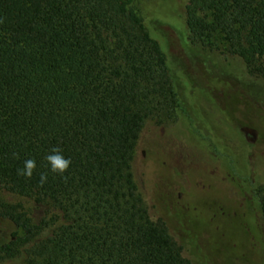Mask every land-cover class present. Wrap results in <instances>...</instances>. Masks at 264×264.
Returning <instances> with one entry per match:
<instances>
[{"label":"trees","instance_id":"obj_1","mask_svg":"<svg viewBox=\"0 0 264 264\" xmlns=\"http://www.w3.org/2000/svg\"><path fill=\"white\" fill-rule=\"evenodd\" d=\"M185 22L192 44L240 59L264 81V0H187ZM209 87L231 102L229 119L232 106L251 104L223 80ZM262 100L247 115L264 146ZM180 108L166 53L131 0H0V185L62 217L44 235L53 219L34 224L0 200V264L24 245L29 264H264L252 257L263 237L252 196L232 175L227 187L192 176L178 191L152 180V217L133 171L138 141L147 122L168 126ZM53 147L71 159L63 177L48 171ZM29 158L30 179L17 174ZM253 194L264 222V186ZM212 202L228 212L233 254L220 244ZM187 243L201 253L187 256Z\"/></svg>","mask_w":264,"mask_h":264},{"label":"rangeland","instance_id":"obj_2","mask_svg":"<svg viewBox=\"0 0 264 264\" xmlns=\"http://www.w3.org/2000/svg\"><path fill=\"white\" fill-rule=\"evenodd\" d=\"M131 1L152 35L161 43L181 98L176 121L168 126L147 122L137 145L134 176L152 217H158L152 180L161 181L172 191H178L189 188L194 179L192 176L200 184L217 181L227 187L228 176L232 175L252 196L263 235L261 243L253 244L256 249L252 257L264 263V222L253 194L255 188L264 186V146L256 144L258 131L247 115L254 111L251 107L254 101L263 102L264 81L250 77L240 59L226 58L190 42L185 22L187 0ZM211 79L223 80L240 89L246 95L244 99L252 105L243 101L232 106L236 117L227 118L226 113L232 104L228 99L219 98L220 92L210 89ZM216 85L221 83L216 82ZM148 162L153 166L150 171L146 169ZM160 192H157L158 196ZM0 200L17 206L34 224L53 219L54 225L47 228L44 235L62 222L57 209L34 196L19 195L0 185ZM206 208L215 223L220 244L233 254L234 245L226 227L228 212L223 203L212 202ZM195 224L204 228L206 218L198 217ZM17 234L20 235V231ZM209 237L213 236L207 233L200 240ZM29 247H20L18 255L7 259L4 264H29ZM192 250L187 243V256L194 258L201 253Z\"/></svg>","mask_w":264,"mask_h":264},{"label":"clouds","instance_id":"obj_3","mask_svg":"<svg viewBox=\"0 0 264 264\" xmlns=\"http://www.w3.org/2000/svg\"><path fill=\"white\" fill-rule=\"evenodd\" d=\"M45 160L47 162L48 171L61 177L64 176L71 165V159L67 158L63 154V150L59 147L51 148L50 152L45 155ZM35 169V159L29 158L24 161L22 168L17 169V174L30 179ZM47 178V173H41L39 183L43 185L46 183Z\"/></svg>","mask_w":264,"mask_h":264}]
</instances>
